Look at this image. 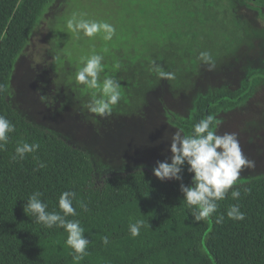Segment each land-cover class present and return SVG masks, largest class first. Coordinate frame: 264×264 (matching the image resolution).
Here are the masks:
<instances>
[{
    "label": "trees",
    "instance_id": "obj_1",
    "mask_svg": "<svg viewBox=\"0 0 264 264\" xmlns=\"http://www.w3.org/2000/svg\"><path fill=\"white\" fill-rule=\"evenodd\" d=\"M54 1L0 0V115L15 125L5 149L0 150V264H74L72 250L64 243L67 238L64 229H47L31 213L25 214L24 205L37 191L42 193L41 199L47 203L50 212H60L58 200L63 192L76 193L73 207L77 215L67 219L79 220L85 238L90 241L86 250L88 254L79 264H264V174L235 184L233 189L240 192L238 200L232 199L233 189H230L226 198L218 202L216 213L195 222L192 209L183 201L179 181H161L153 175L151 167L109 172L98 177L96 162L90 151L35 123L15 107L12 98L16 63ZM146 1L152 5L148 6L146 12L148 18L152 17L148 24L154 25L152 21L159 15L162 19L165 17L161 28L164 31L174 30L173 37H163L148 47V50L157 52L153 53L156 62L151 64L145 58L144 71L138 68L141 65L137 62L129 64L131 55L126 52L137 50L136 43L124 45L121 50L125 52L115 51L116 48L110 44V50L119 53L126 63L119 67L118 80L140 89V99L143 98L140 91L165 80L152 71L156 64L175 68L176 72L169 73L173 74L170 80L177 85L180 80L176 75L179 76L182 71L188 74V81H193L199 74L200 77L210 74L209 70L201 74L198 66L200 55L187 52L189 48L177 35L175 29L180 26L171 21L176 16L157 5L162 1ZM223 1L227 6L220 9ZM242 1L264 7V2L258 0ZM178 2L186 9L214 10L227 22L229 33L234 30L239 35L243 33L241 22L232 12L230 0ZM124 15L127 17L126 12ZM130 30L128 33L133 35L139 28ZM56 38L54 34V40ZM59 50L61 56L60 47ZM229 50L228 46L223 47L217 57H212L215 67L211 71L219 78L214 77L217 80L202 91H196L192 99L189 97V104L192 105L187 108L186 114L171 110L166 114L170 125L183 129V134H191L193 125L208 115L219 122L222 115L245 110L259 95L264 85V56L256 67L243 65V70L237 71L238 74H233L236 72L233 69L226 73L224 66L232 64L227 61ZM177 57L180 59L178 65L175 64ZM191 58L195 62L193 68L184 62ZM65 62L72 64L67 59L59 61L60 64ZM143 75H147L146 78ZM171 81L167 82L172 84ZM187 89L189 96L192 88L188 86ZM152 90H158L160 96L159 88L153 87L149 91ZM254 93H257L256 96ZM87 94L81 91V95ZM131 103L121 102L118 105ZM21 141L37 143L39 149L27 154L23 160L14 161L15 147ZM40 162L46 166L40 168ZM183 183H191V175L186 169ZM80 201L87 205L86 209L79 206ZM233 204L239 205L240 211L245 214L243 220L227 217L226 211ZM221 214L224 220L217 223L216 218ZM137 220H143L144 226L140 234L133 237L129 226ZM104 236L109 239L107 245L102 242Z\"/></svg>",
    "mask_w": 264,
    "mask_h": 264
},
{
    "label": "rangeland",
    "instance_id": "obj_2",
    "mask_svg": "<svg viewBox=\"0 0 264 264\" xmlns=\"http://www.w3.org/2000/svg\"><path fill=\"white\" fill-rule=\"evenodd\" d=\"M160 1L157 4L160 8L176 16L171 21L180 26L175 30L183 44L189 48L187 52L198 53L197 55L208 52L212 58L220 54L221 48L228 46L229 56H234L231 59L227 57V61H231L233 65L224 66L226 73L233 69L236 71L233 74H238L237 71L243 70V65H259L264 56V7L248 5L242 0H230L234 17L241 22L243 29V33L239 35L237 30L229 33L227 22L214 10L186 9L180 5L179 0ZM148 6L152 5L145 0H55L36 26L29 44L16 63L12 98L15 107L35 123L90 151L96 162L98 177L104 173L140 167L154 168L157 161L168 158L171 155L168 151L169 143L177 128L170 125L166 114L169 110L186 114L187 108L192 105L189 104V97L217 80L214 77L219 78L210 71V74L201 77L197 74L196 79L188 81V74L182 71L179 76L176 75L180 80L178 85L174 80L165 79L161 84L153 86L161 90L160 96L158 90L150 92L153 88L150 86L145 91H140L142 99L138 96L140 89L118 80L120 69H115L114 64L122 65L125 61L120 58L119 53L110 50V44L116 48L115 51H120L124 45L136 43L137 50L126 52L131 55L129 64L137 62L141 65L138 68L145 71V58L151 64L156 62L153 57L157 52L148 50V47L163 37H173L174 30L164 31L161 28L165 17L162 19L158 15L152 21L154 25L148 24L152 20L146 13ZM226 6L227 3L223 1L220 9ZM73 14L78 18L83 14L84 19L110 24L115 30L112 39L104 41L103 33L93 38L85 37L82 33H69L66 21ZM132 28L139 30L132 35L128 33ZM54 34L57 35L55 40ZM105 48L107 52L104 51ZM94 53L103 55L105 73L120 82L122 99L119 103L132 101L131 104L118 103L112 114L104 118L88 112L84 105L88 103L90 95H81V86L74 81V71L80 66V57ZM55 57H59L60 62L67 59L72 64H60L58 59H53ZM179 60L177 57L175 64H180ZM185 60L193 68L194 60ZM199 61V71L202 74L208 70L209 65L201 59ZM155 66H160L168 73L176 72L175 68H169L168 65ZM103 76L104 73L101 74V79ZM146 76L143 75V78ZM188 86L192 88L189 96ZM256 94L254 93L255 96ZM41 95L46 96L43 102ZM252 103L245 110L239 109L220 116L216 129L221 135L225 132L236 133L244 156L254 162V167L242 170L237 183L264 174V85Z\"/></svg>",
    "mask_w": 264,
    "mask_h": 264
},
{
    "label": "clouds",
    "instance_id": "obj_3",
    "mask_svg": "<svg viewBox=\"0 0 264 264\" xmlns=\"http://www.w3.org/2000/svg\"><path fill=\"white\" fill-rule=\"evenodd\" d=\"M66 28L69 33L76 35L82 33L88 38L103 33L104 41H110L115 32L110 24L84 19L83 14L80 18L73 14L66 21ZM104 51L107 52V48ZM53 59H59V57ZM200 59L209 65V71L215 67L210 53L201 52ZM103 60L104 57L101 54L81 56L80 66L74 77L75 83L78 86H83L82 93L90 95V99L84 107L89 113L100 118L110 116L114 106L122 99L121 84L105 73ZM119 67V63L114 64L115 69H119ZM152 71H155L160 78H173V74L165 72L160 66H154ZM102 73H104L103 79H101ZM45 99L46 96L41 95V101L43 102ZM217 123L214 116L208 115L193 125L191 134H183V129H176L172 133L168 147L171 155L164 161H157L152 170L153 175L161 181L176 180L180 182L179 190L183 195V201L189 209H192L191 214L195 222L208 219L216 213L219 207L218 202L224 200L229 190L233 189V186L241 178L242 170L255 166L253 161L244 156L237 134L228 132L222 135L218 134L214 131ZM14 131L15 125L0 115V150L5 149L9 134ZM38 149L39 144L37 143L18 142L12 160H23L27 154L34 153ZM45 166L43 162H40V168ZM185 169L191 175V183L187 185L183 183ZM41 196L42 193L37 191L28 198L24 205L25 214L31 213L36 217L37 222L47 229L53 227L64 229L67 233L65 246L72 250L74 264H79L88 254L86 250L90 241L85 238V232L79 220L67 219L69 216L77 215L76 209L73 207L76 193L65 191L60 195L58 200L60 212L48 211V205L42 201ZM231 197L233 200H238L240 192L233 189ZM78 203L82 209H86L87 205L84 202ZM226 215L229 219L237 221L245 218V214L240 211L237 204L230 205ZM223 220V214L216 218L217 223H222ZM143 226V220H137L134 224H130L131 235L138 236ZM102 242L107 245L108 237L104 236Z\"/></svg>",
    "mask_w": 264,
    "mask_h": 264
},
{
    "label": "water",
    "instance_id": "obj_4",
    "mask_svg": "<svg viewBox=\"0 0 264 264\" xmlns=\"http://www.w3.org/2000/svg\"><path fill=\"white\" fill-rule=\"evenodd\" d=\"M258 1H260V2H264V0H258Z\"/></svg>",
    "mask_w": 264,
    "mask_h": 264
}]
</instances>
